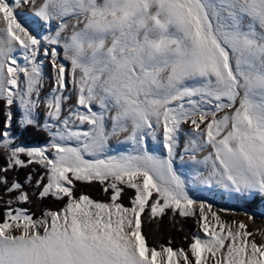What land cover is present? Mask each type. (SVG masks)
I'll use <instances>...</instances> for the list:
<instances>
[{
  "label": "snow or ice",
  "instance_id": "6c2138e0",
  "mask_svg": "<svg viewBox=\"0 0 264 264\" xmlns=\"http://www.w3.org/2000/svg\"><path fill=\"white\" fill-rule=\"evenodd\" d=\"M0 116V264H264L213 204H264V0H0ZM165 217L196 219L187 248L149 245Z\"/></svg>",
  "mask_w": 264,
  "mask_h": 264
},
{
  "label": "trees",
  "instance_id": "16d2710c",
  "mask_svg": "<svg viewBox=\"0 0 264 264\" xmlns=\"http://www.w3.org/2000/svg\"><path fill=\"white\" fill-rule=\"evenodd\" d=\"M17 117L19 116L16 113ZM3 117L0 116V125H2ZM16 135L19 138V142L23 145H31V146H44L46 144V135L42 132L36 131L35 129L29 127L25 130H21L16 128ZM5 160L2 156H0V165H3ZM32 165H29L26 168L17 169L16 171H10L8 173L9 179H16L22 184L25 185V188L28 189V185L26 184V176L32 171ZM37 169L39 166H36ZM34 178L39 175V171L32 173ZM79 192L83 194H87L90 198L98 201H107L108 196L105 195L102 191L101 186L93 182L91 185L86 183L78 182ZM30 190V189H29ZM133 192L129 190L126 195L122 197V202L126 205L129 204V197L132 196ZM62 202H57L53 199H45L42 203L38 199L37 196H32L31 204H24L23 207L29 208L32 212L36 214L37 217L41 215L42 209H58L61 206ZM264 205V204H263ZM247 208L256 209L259 207L258 203H254L252 205H245ZM143 219V217H142ZM175 225L173 226L170 223L169 218H163V223L160 226V230H155V224L153 223L151 226H146L142 229L144 234L146 235L147 242L150 246L158 247L161 243L167 244L169 239L172 241L173 248L179 247H188V242L191 239V235L194 233L196 228V220L193 217L189 218H178ZM254 226V223L248 225V229ZM264 226V225H263ZM187 237L188 239H185ZM257 240H259V236H256Z\"/></svg>",
  "mask_w": 264,
  "mask_h": 264
},
{
  "label": "rangeland",
  "instance_id": "374dc122",
  "mask_svg": "<svg viewBox=\"0 0 264 264\" xmlns=\"http://www.w3.org/2000/svg\"><path fill=\"white\" fill-rule=\"evenodd\" d=\"M29 10V8L27 7H24L22 9H20L19 11L21 13H28L29 11H26V10ZM46 73H50L51 70L50 68H46L45 69ZM50 87V84L49 86H46L45 87V92L48 91V88ZM41 108L43 109V106H41ZM18 115H20L19 112H17ZM43 117H41L42 119ZM122 139V137H121ZM27 146V145H25ZM45 146V145H44ZM28 147H34V146H31V145H28ZM117 150H124V146H117ZM133 195V194H132ZM197 195H207V193H197ZM213 204H214V209H219V208H227V209H235L237 210L235 214H232V213H228V214H223V218L226 219L227 221L231 222L233 220L235 221H242L244 222L247 226L249 224H252L254 223V226L251 228L254 233H259L260 231H264V218H261V217H256L254 219H249L247 215L243 214L242 212L239 211V209L241 208H247L244 204H242L240 201H236V200H233V199H228V198H224V199H221L219 197H216L213 199ZM127 205V204H126ZM259 210L261 212H264V205L263 204H259ZM256 208V209H257ZM48 209V208H46ZM249 211H253L255 209H250V208H247ZM194 218V217H193ZM196 220V219H195ZM196 228L194 230V233L197 231L198 229V224L196 222ZM202 235V233H201ZM259 236V235H257ZM260 238V237H259ZM164 244V243H163Z\"/></svg>",
  "mask_w": 264,
  "mask_h": 264
},
{
  "label": "bare ground",
  "instance_id": "6f19581e",
  "mask_svg": "<svg viewBox=\"0 0 264 264\" xmlns=\"http://www.w3.org/2000/svg\"><path fill=\"white\" fill-rule=\"evenodd\" d=\"M26 11H29L28 9ZM51 70V69H50Z\"/></svg>",
  "mask_w": 264,
  "mask_h": 264
}]
</instances>
